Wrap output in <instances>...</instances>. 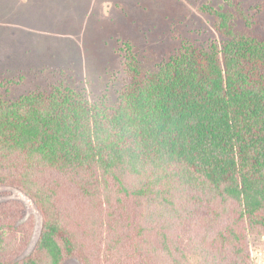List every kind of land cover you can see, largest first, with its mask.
I'll return each instance as SVG.
<instances>
[{"label": "trees", "instance_id": "16d2710c", "mask_svg": "<svg viewBox=\"0 0 264 264\" xmlns=\"http://www.w3.org/2000/svg\"><path fill=\"white\" fill-rule=\"evenodd\" d=\"M204 10L218 19L219 43L182 42L155 69L122 44L115 103L63 85L10 101L0 85V184L5 169L52 172L101 198L110 217L147 206L94 264H252L249 237L264 236V35ZM34 202L43 223L33 252L4 257L17 228L0 217V264H90Z\"/></svg>", "mask_w": 264, "mask_h": 264}, {"label": "rangeland", "instance_id": "374dc122", "mask_svg": "<svg viewBox=\"0 0 264 264\" xmlns=\"http://www.w3.org/2000/svg\"><path fill=\"white\" fill-rule=\"evenodd\" d=\"M204 7L227 10L237 27L264 35V0H0L1 94L12 101L63 85L91 103H115L124 86L123 43L133 45L141 63L155 69L182 42L198 47L221 42L218 19ZM2 174L8 183L0 184V217L17 228L7 236L4 257L14 261L30 255L38 239L43 217L34 201L49 206L48 213L70 232L80 258L90 264L122 243L123 226L137 220V210L147 209L130 205L114 209L110 217L101 198H85L56 173L30 179L12 169ZM249 251L252 264H264V236L249 237Z\"/></svg>", "mask_w": 264, "mask_h": 264}]
</instances>
